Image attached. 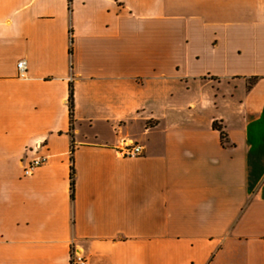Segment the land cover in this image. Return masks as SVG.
Instances as JSON below:
<instances>
[{
    "label": "crops",
    "instance_id": "1",
    "mask_svg": "<svg viewBox=\"0 0 264 264\" xmlns=\"http://www.w3.org/2000/svg\"><path fill=\"white\" fill-rule=\"evenodd\" d=\"M72 246L264 264V0H0V264Z\"/></svg>",
    "mask_w": 264,
    "mask_h": 264
},
{
    "label": "built area",
    "instance_id": "2",
    "mask_svg": "<svg viewBox=\"0 0 264 264\" xmlns=\"http://www.w3.org/2000/svg\"><path fill=\"white\" fill-rule=\"evenodd\" d=\"M18 73L20 78H26L27 76V62L26 60H21L18 65ZM41 144H39L38 149H41ZM119 153L123 158L135 159L144 155V148L138 143L123 140ZM50 157L49 155L39 156L31 160V162L24 169V176H32L35 170L44 166L48 163ZM71 264H86V258L77 251L74 246H72L71 252Z\"/></svg>",
    "mask_w": 264,
    "mask_h": 264
},
{
    "label": "trees",
    "instance_id": "3",
    "mask_svg": "<svg viewBox=\"0 0 264 264\" xmlns=\"http://www.w3.org/2000/svg\"><path fill=\"white\" fill-rule=\"evenodd\" d=\"M69 3L71 5L72 0H69ZM72 48L70 49V54H72ZM69 108H70V118H71V122L72 124L74 123V88L73 85L70 87V97H69ZM214 127L216 129H219L221 131V136H222V140L225 142L227 137L226 134L224 132H222V128L220 126H218V124L216 123L214 125ZM72 166H71V196L72 199H74V195H75V168H74V158L72 156Z\"/></svg>",
    "mask_w": 264,
    "mask_h": 264
}]
</instances>
